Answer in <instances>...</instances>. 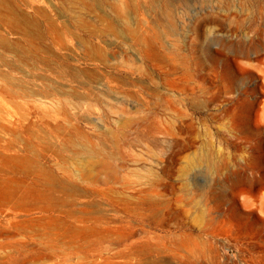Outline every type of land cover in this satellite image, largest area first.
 <instances>
[{"label":"rangeland","instance_id":"374dc122","mask_svg":"<svg viewBox=\"0 0 264 264\" xmlns=\"http://www.w3.org/2000/svg\"><path fill=\"white\" fill-rule=\"evenodd\" d=\"M0 57V264H264V0H0Z\"/></svg>","mask_w":264,"mask_h":264},{"label":"bare ground","instance_id":"6f19581e","mask_svg":"<svg viewBox=\"0 0 264 264\" xmlns=\"http://www.w3.org/2000/svg\"><path fill=\"white\" fill-rule=\"evenodd\" d=\"M5 58L0 57V64H4ZM25 67V66H24ZM2 74L12 83L18 84L24 88L25 91H34L38 89L39 84L36 82L34 74L32 71L24 78H19L11 74L6 68H1ZM48 76L56 83L61 84L66 80V76L64 70H56L52 69L48 71ZM88 152L92 151L91 149L86 147Z\"/></svg>","mask_w":264,"mask_h":264}]
</instances>
